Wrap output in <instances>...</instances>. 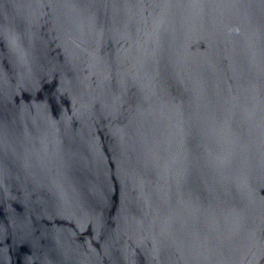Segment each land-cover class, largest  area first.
Masks as SVG:
<instances>
[{
    "label": "water",
    "instance_id": "water-1",
    "mask_svg": "<svg viewBox=\"0 0 264 264\" xmlns=\"http://www.w3.org/2000/svg\"><path fill=\"white\" fill-rule=\"evenodd\" d=\"M0 264H264V0H0Z\"/></svg>",
    "mask_w": 264,
    "mask_h": 264
}]
</instances>
